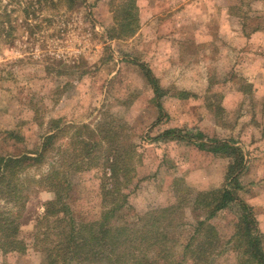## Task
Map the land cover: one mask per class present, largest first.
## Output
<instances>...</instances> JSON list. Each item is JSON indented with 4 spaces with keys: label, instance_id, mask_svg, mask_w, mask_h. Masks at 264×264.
<instances>
[{
    "label": "rangeland",
    "instance_id": "374dc122",
    "mask_svg": "<svg viewBox=\"0 0 264 264\" xmlns=\"http://www.w3.org/2000/svg\"><path fill=\"white\" fill-rule=\"evenodd\" d=\"M190 1L138 0V31L109 39L112 0H0V156H36L43 136L54 134L39 161L0 180V209L15 214L26 245L0 250V264L42 262L34 232L43 203L54 197L43 179L51 170L70 181L75 219L114 200L102 191L110 144L91 146L100 137L112 136L120 154L131 156L127 208L144 214L174 204V251L202 213L193 205L198 193L233 186L225 176L229 158L199 147L205 139L191 137L198 131L242 148L241 186L233 189L256 221L264 216V35L250 34L262 25L253 15L264 13V1L200 0L204 16L195 8L173 19ZM170 128L184 136L153 139ZM221 214L211 222L227 239L231 214ZM215 264L236 259L223 254Z\"/></svg>",
    "mask_w": 264,
    "mask_h": 264
},
{
    "label": "trees",
    "instance_id": "16d2710c",
    "mask_svg": "<svg viewBox=\"0 0 264 264\" xmlns=\"http://www.w3.org/2000/svg\"><path fill=\"white\" fill-rule=\"evenodd\" d=\"M76 1L69 0V4L74 5ZM111 4L114 22L107 30L108 38L124 39L135 35L140 26L138 0H112ZM143 68L154 92L158 96L163 95L166 90L158 84L149 67L144 65ZM183 136L180 130L170 128L153 139H179ZM191 137L205 139L198 142L199 147L229 158L225 176L228 184L233 186L198 193L193 205L202 213L197 214L199 218L189 227L192 230L180 251H174L176 241L169 237V231L176 226L172 218L168 219L176 211L173 203L144 214L132 212L131 206L126 207L130 204V192L125 191L129 181L123 177L128 172L131 156H122L114 145V138L109 136L91 143L93 147H100L106 141L110 144L103 171L104 180L109 179V182H103L102 191L114 196V200L104 203L95 216L75 219L67 201L70 181L56 169L44 176L47 189L53 192L54 197L43 203L44 210L36 217L34 244L43 254L40 264H215L216 258L223 254L233 255L236 264H264V249L254 211L234 190L241 186L239 176L244 167L242 148L231 140L206 138L202 131ZM53 138L51 133L43 136L41 151L36 156H0V180L7 170L39 161ZM80 141L85 144L86 140ZM88 152L91 150L86 151L87 155L90 154ZM106 184L109 186L106 187ZM118 184L125 186L122 193ZM221 213L231 214V233L227 239H223L211 222ZM14 215L10 210L0 209V250L3 253L23 252L26 247L17 236L19 222L15 221Z\"/></svg>",
    "mask_w": 264,
    "mask_h": 264
},
{
    "label": "crops",
    "instance_id": "0c3cea01",
    "mask_svg": "<svg viewBox=\"0 0 264 264\" xmlns=\"http://www.w3.org/2000/svg\"><path fill=\"white\" fill-rule=\"evenodd\" d=\"M258 1L259 0H251L252 3H256ZM192 7H194V8H192ZM195 8H197L198 10L204 12L202 14V16L205 15V12H206L205 6H203L201 8V1L200 0H191L189 3L184 4L183 7H179L178 10H177V12H174L173 19L174 18L175 19L176 18L177 19L184 18L186 14H187V16H189V12L192 11V9H195ZM223 8H225V12H228V8L227 7H223ZM253 16H254V19H258L262 23V25H260V24L254 25V27H253V29H252V31L250 33L251 35H253L252 38L254 36H257V35H260V34L261 35H264V18H263L264 17V13L261 14V15H260V13H258L257 15H253ZM261 217L262 218H260V219L257 220V228H258L259 234L262 237H264V216H261ZM262 247H263V244H262ZM263 249H264V247H263Z\"/></svg>",
    "mask_w": 264,
    "mask_h": 264
}]
</instances>
